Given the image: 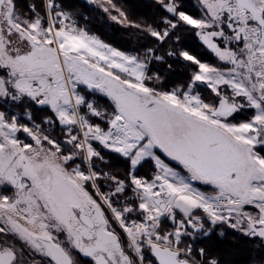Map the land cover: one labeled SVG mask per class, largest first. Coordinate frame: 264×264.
<instances>
[{
	"label": "snow or ice",
	"instance_id": "snow-or-ice-1",
	"mask_svg": "<svg viewBox=\"0 0 264 264\" xmlns=\"http://www.w3.org/2000/svg\"><path fill=\"white\" fill-rule=\"evenodd\" d=\"M89 2L148 43L0 0V264H224L199 245L225 228L264 248V0Z\"/></svg>",
	"mask_w": 264,
	"mask_h": 264
},
{
	"label": "trees",
	"instance_id": "trees-1",
	"mask_svg": "<svg viewBox=\"0 0 264 264\" xmlns=\"http://www.w3.org/2000/svg\"><path fill=\"white\" fill-rule=\"evenodd\" d=\"M27 2L28 0H18V3L25 8ZM116 2L122 5L129 17L135 21L151 23L154 17L159 16L154 0H116ZM183 3L188 11L194 15L197 14L194 7L195 0H183ZM63 4L76 15L81 26H86L92 34L113 47L125 50L148 43L139 34L133 35L135 29H125L109 21L96 5L86 0H63ZM178 34L180 36L179 47L197 56L211 59L193 32L180 31ZM169 62L173 64V69L164 71L170 81L177 83L187 79V70L183 63L172 60ZM156 68H161V66L155 65L154 70ZM36 115L39 118L41 114L36 113ZM113 163L120 166L118 161H113ZM140 171L143 174L146 169ZM224 231L225 236L222 239L214 235L210 239H205L199 246L212 248L224 264H253L254 260L264 261V248L258 247L259 241L249 240L232 230L224 229Z\"/></svg>",
	"mask_w": 264,
	"mask_h": 264
},
{
	"label": "rangeland",
	"instance_id": "rangeland-1",
	"mask_svg": "<svg viewBox=\"0 0 264 264\" xmlns=\"http://www.w3.org/2000/svg\"><path fill=\"white\" fill-rule=\"evenodd\" d=\"M225 229L231 231L230 229H227V228H225Z\"/></svg>",
	"mask_w": 264,
	"mask_h": 264
},
{
	"label": "water",
	"instance_id": "water-1",
	"mask_svg": "<svg viewBox=\"0 0 264 264\" xmlns=\"http://www.w3.org/2000/svg\"><path fill=\"white\" fill-rule=\"evenodd\" d=\"M87 2H89V0H86Z\"/></svg>",
	"mask_w": 264,
	"mask_h": 264
}]
</instances>
